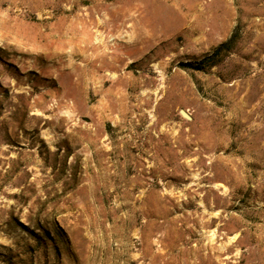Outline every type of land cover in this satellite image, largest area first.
<instances>
[{
    "label": "rangeland",
    "instance_id": "374dc122",
    "mask_svg": "<svg viewBox=\"0 0 264 264\" xmlns=\"http://www.w3.org/2000/svg\"><path fill=\"white\" fill-rule=\"evenodd\" d=\"M0 264H264V0H0Z\"/></svg>",
    "mask_w": 264,
    "mask_h": 264
},
{
    "label": "trees",
    "instance_id": "16d2710c",
    "mask_svg": "<svg viewBox=\"0 0 264 264\" xmlns=\"http://www.w3.org/2000/svg\"><path fill=\"white\" fill-rule=\"evenodd\" d=\"M234 41H235V34L232 33V35L225 42H223L222 44H220L214 49L211 55L204 56L198 61L188 62V63L180 64V65L182 67L191 68L196 71H202L206 67H209L210 65L215 64L216 63L215 59L218 56H221V54L224 51L226 52L230 51L232 49Z\"/></svg>",
    "mask_w": 264,
    "mask_h": 264
},
{
    "label": "water",
    "instance_id": "95a60500",
    "mask_svg": "<svg viewBox=\"0 0 264 264\" xmlns=\"http://www.w3.org/2000/svg\"><path fill=\"white\" fill-rule=\"evenodd\" d=\"M182 115H183L184 117L188 118L187 115H186L184 112H182Z\"/></svg>",
    "mask_w": 264,
    "mask_h": 264
}]
</instances>
